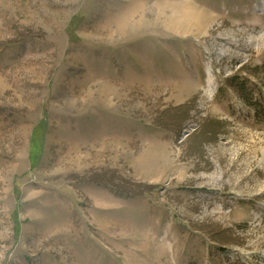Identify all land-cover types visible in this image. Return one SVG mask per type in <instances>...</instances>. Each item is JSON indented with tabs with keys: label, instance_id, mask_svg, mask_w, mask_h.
Instances as JSON below:
<instances>
[{
	"label": "rangeland",
	"instance_id": "rangeland-1",
	"mask_svg": "<svg viewBox=\"0 0 264 264\" xmlns=\"http://www.w3.org/2000/svg\"><path fill=\"white\" fill-rule=\"evenodd\" d=\"M0 264H264V0H0Z\"/></svg>",
	"mask_w": 264,
	"mask_h": 264
},
{
	"label": "trees",
	"instance_id": "trees-1",
	"mask_svg": "<svg viewBox=\"0 0 264 264\" xmlns=\"http://www.w3.org/2000/svg\"><path fill=\"white\" fill-rule=\"evenodd\" d=\"M219 129L220 127L218 128V125H215L214 127H202L197 134V138L200 139L198 142L199 147L202 148L204 143L213 141Z\"/></svg>",
	"mask_w": 264,
	"mask_h": 264
}]
</instances>
